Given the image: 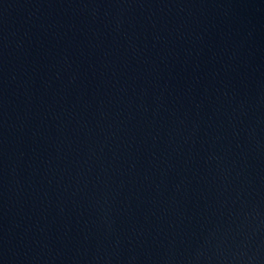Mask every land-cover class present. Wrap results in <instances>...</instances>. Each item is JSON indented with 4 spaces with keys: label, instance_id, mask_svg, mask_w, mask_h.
<instances>
[{
    "label": "water",
    "instance_id": "obj_1",
    "mask_svg": "<svg viewBox=\"0 0 264 264\" xmlns=\"http://www.w3.org/2000/svg\"><path fill=\"white\" fill-rule=\"evenodd\" d=\"M0 264H264V0H0Z\"/></svg>",
    "mask_w": 264,
    "mask_h": 264
}]
</instances>
